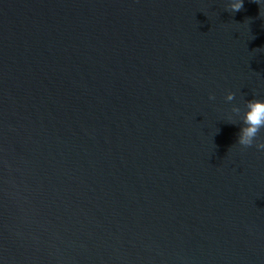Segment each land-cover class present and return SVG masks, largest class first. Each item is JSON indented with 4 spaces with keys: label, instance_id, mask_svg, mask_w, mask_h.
Listing matches in <instances>:
<instances>
[{
    "label": "water",
    "instance_id": "obj_1",
    "mask_svg": "<svg viewBox=\"0 0 264 264\" xmlns=\"http://www.w3.org/2000/svg\"><path fill=\"white\" fill-rule=\"evenodd\" d=\"M228 3L0 0V264H264V3Z\"/></svg>",
    "mask_w": 264,
    "mask_h": 264
},
{
    "label": "clouds",
    "instance_id": "obj_2",
    "mask_svg": "<svg viewBox=\"0 0 264 264\" xmlns=\"http://www.w3.org/2000/svg\"><path fill=\"white\" fill-rule=\"evenodd\" d=\"M253 2L261 4L264 3V0H253ZM243 7L244 0H229L226 10L231 13H236L241 11ZM210 99H215V96H211ZM227 99H234V93H230ZM246 107L248 111L245 113L237 143L242 149L250 148L254 144L257 148L264 149V142H257V137L261 129L264 128V100L248 101Z\"/></svg>",
    "mask_w": 264,
    "mask_h": 264
}]
</instances>
